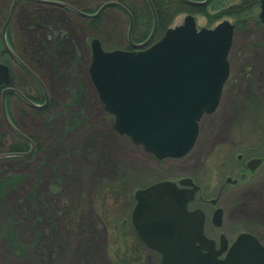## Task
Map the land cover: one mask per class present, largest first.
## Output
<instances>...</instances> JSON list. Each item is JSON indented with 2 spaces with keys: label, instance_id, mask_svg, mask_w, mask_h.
Masks as SVG:
<instances>
[{
  "label": "rangeland",
  "instance_id": "374dc122",
  "mask_svg": "<svg viewBox=\"0 0 264 264\" xmlns=\"http://www.w3.org/2000/svg\"><path fill=\"white\" fill-rule=\"evenodd\" d=\"M2 6L0 17L4 18L7 9ZM22 9L17 14L23 30L36 18L41 23L59 20L58 16L51 21L44 15L43 22L42 17L30 15L29 9L22 13ZM215 9L211 6L207 10L212 13ZM185 14H174L164 26L181 24ZM194 20L197 27H212L219 21L209 24L198 12ZM71 22L81 26L79 41L84 33L88 35L82 20L72 16ZM122 24L124 33L127 24ZM111 33V39L118 42L114 28ZM19 35L32 41L39 51L45 47L43 28L36 36L26 31ZM123 37L118 46L107 43L106 48L124 46ZM241 42L235 34L228 57L232 77L215 110L199 120L194 145L183 157L163 159L155 158L114 130L113 118L103 110L85 70L86 54L73 70L67 62L55 67L51 56L34 53L49 101L43 109L30 111L8 99L10 115L32 138L34 149L22 160L0 158V264H122L125 261L121 258L128 260L130 256L137 260L136 264H159V254L137 246L133 229L132 233L124 228L131 213L126 202L130 201L132 209L136 190L177 178H189L200 188V199L194 201V206L205 213L204 233L208 237L217 241L223 234L231 242L246 232L264 240V200L250 194L238 199L236 185L225 181L227 176L235 177L239 139L249 136L248 131L241 134L236 124L240 105L236 93L245 96L246 89H235L233 81L246 61H254L253 57L234 55ZM253 56L257 58L253 77L262 80L253 91L264 97V54ZM4 60L12 76L20 79V71L6 57ZM29 93L34 97L33 90ZM34 98L40 102L43 99L41 95ZM245 99L241 104L246 105ZM7 131L0 115V153L6 152L11 139L17 140ZM214 208L223 210L218 227L210 221ZM239 209L242 215L237 213ZM6 227L14 230L19 247L16 253L10 251L3 235ZM113 249L118 250V255Z\"/></svg>",
  "mask_w": 264,
  "mask_h": 264
},
{
  "label": "water",
  "instance_id": "95a60500",
  "mask_svg": "<svg viewBox=\"0 0 264 264\" xmlns=\"http://www.w3.org/2000/svg\"><path fill=\"white\" fill-rule=\"evenodd\" d=\"M146 1L153 17L148 37L134 43L128 35L130 44L136 48L131 51H105L99 41L93 39L88 72L103 109L113 116L116 132L157 159L180 158L194 145L200 118L213 112L219 103L229 72L227 54L233 25L222 20L211 28H197L193 16L187 14L181 24L167 28L160 38L145 47L157 25L155 10L150 0ZM181 1L203 6L210 0ZM259 1V18L264 22V0ZM108 5L117 6L129 15L121 4L106 2L92 16H98ZM12 6L3 24L2 42L10 56L28 71L4 36ZM129 18L130 30V15ZM30 74L43 90V104L31 102L9 86L1 92L7 125L29 142L30 149L0 153V158L28 156L34 149L33 142L11 123L4 108V98L9 92L18 94L32 107L47 105L49 99L42 83L32 72ZM8 82L9 69L0 62V86ZM179 183L190 187L179 188L173 181L162 180L134 193L133 229L145 247L159 254L160 264H264V247L250 233H239L229 245L220 234L216 246L215 240L204 233L203 210L187 208L199 187L189 178H181ZM221 215V208L213 211L214 226L221 224Z\"/></svg>",
  "mask_w": 264,
  "mask_h": 264
},
{
  "label": "flooded vegetation",
  "instance_id": "af4514ba",
  "mask_svg": "<svg viewBox=\"0 0 264 264\" xmlns=\"http://www.w3.org/2000/svg\"><path fill=\"white\" fill-rule=\"evenodd\" d=\"M106 2H117L128 11L132 20L130 30L129 15L123 9L117 6H105L98 16H92ZM150 2L155 10V6L152 0H150ZM1 3L4 4V8H6L7 10L4 18L0 17V62L6 65L9 69V66L6 64V62H4V59L6 57L11 62L12 67L20 71V74L22 76L20 79L19 77L12 76V73L9 69V82L8 84L0 86V91L4 86L7 85L11 88L16 89L22 95L30 99H32L33 95L29 93V90L32 91V85H34L36 81L33 79V77L27 74L25 69L15 59L10 56V54L5 49L4 44L2 43L1 32L3 24L8 16L12 4L13 6L9 21L5 27V40L7 41L8 46L12 50L13 54L17 57V59H19L20 62H22L30 70H33L35 65L39 66V64L35 60L34 53L38 54V52H40L44 56H51V63L55 67H60L64 62H67L69 67L73 70L81 65V57L82 55L86 54L85 62L87 65L85 70L88 74V68L91 58L92 39H97L99 41V44L103 48H106L107 43H114V45L118 46L124 35L123 38L125 41V45L115 48L123 50H133L135 48L130 44L128 35L132 42L140 43L147 38L152 28H150L146 37L141 38L142 31L138 29L135 30L133 27L134 18L130 9L148 8L150 11L151 19L153 20L150 6L146 0H1ZM2 4H0L1 9L3 7ZM188 6L204 7L209 15L216 14L215 19H212V21L218 19V22H220L224 19H227L230 24L233 25L231 44L228 50L227 58L230 56L234 43V36L236 34L240 36V40L242 42L239 44V46L236 47V54L234 55L237 57L249 56L253 57L254 59V61H252V59L250 58V61H246L244 65L240 67V73L235 76L233 81L235 89L237 87L238 89H246L245 96L241 95V93H236V98L238 99L237 102L239 101L240 104L238 108L236 124L239 127V131L241 134L248 131L249 136L251 137L248 136L247 138L246 136V140H242V138L239 139V147L235 155V177L231 179V177L227 176L225 178V181L236 185V195L238 199H243L245 196L250 194L254 197V199L264 200V97L253 91V89L259 88L261 85H258L262 82V80H255L253 77V74L256 71L254 67L255 62H257V58H255L253 55L256 56L259 53L264 54V22H262L259 18L260 1L210 0L204 6ZM211 6H216L215 11L212 13L207 10ZM19 8H23L22 13H25L26 10L29 9L28 13L30 15L34 14L42 17L43 22L46 21L44 18L46 16L44 15H47V17H49L51 21L55 19L56 16H58L59 20L56 23L50 21L41 23L40 21H36L38 19L35 17L36 20L34 19L33 22H28V26H26V28L23 30L19 27L20 24L18 23L19 15L17 14V10ZM79 12H83L87 15H82ZM186 14H191L193 18L195 16L194 12ZM72 16H74V18L82 20V28L88 34L86 35L84 33L80 41L78 40V38L80 32L82 33L81 26L78 23L73 24L71 22ZM204 16L205 18H207L206 15ZM97 20H100L101 22L100 27L97 24ZM212 21H208V23L210 24ZM122 23L127 24V28L124 33ZM69 25H71L72 27H69ZM98 27L101 28V31L104 33L105 38L101 37V33L99 32ZM39 28H43L44 30L43 43L45 44V47L43 46L42 50L40 51L38 48L34 47L32 41L24 39L23 36L20 37L19 35V33H21L22 31H26L27 33L32 34V36H36ZM111 28H114L116 30V36L119 40L118 42H115L111 39ZM158 37H156L155 29L150 43ZM111 49L108 48L107 50ZM228 67L229 73L223 85L220 99L222 98V93L225 85L227 84V81L232 77L230 76L231 67L229 59ZM32 72L37 71L33 70ZM40 79L44 82L41 77ZM243 98H246V105H243L245 103L241 104ZM10 99H12L15 103H21L22 105L25 104L21 97L16 93H10ZM27 110L32 111L29 108H27ZM11 119L14 121L13 117ZM19 130L21 131L20 128ZM13 136L18 139L19 142H25L27 144V148H29V142L16 134H13ZM28 137L31 139V141H33L30 136ZM178 180L179 178L172 181H174L180 188H189V186L180 185ZM196 199H200L198 192L195 193L194 199L188 203V209L191 210L197 207L194 206V201ZM209 202L211 205H215L211 201ZM237 213L242 215V210L239 209ZM256 236L260 239L261 242L264 241L262 237L260 238L258 235ZM217 242L218 240L216 241V246L218 245ZM230 243L231 242H228V245Z\"/></svg>",
  "mask_w": 264,
  "mask_h": 264
},
{
  "label": "trees",
  "instance_id": "16d2710c",
  "mask_svg": "<svg viewBox=\"0 0 264 264\" xmlns=\"http://www.w3.org/2000/svg\"><path fill=\"white\" fill-rule=\"evenodd\" d=\"M154 6H155V10L157 13V17H158V24H157V31H156V36H160L163 31L166 29V27L164 26L165 24H167V21L169 20L170 17H172L174 14L176 13H182V12H186V13H192V12H198L201 14H204L207 16L209 21H212V19H215L216 14H212L209 15L206 11V9L204 7H191L188 6L186 4H184L181 0H152ZM134 18V28L135 30H141V34L142 37L144 38L147 36L150 28H151V24H152V19H151V15H150V11L148 8L145 9H141V8H134V9H130ZM100 20H97V24L100 27ZM98 27V28H99ZM159 31V32H158ZM161 31V32H160ZM99 32L101 33V37H104V33L101 31V28H99ZM34 91L37 93V89L34 88ZM37 96V95H36ZM38 111V110H36ZM25 147L27 148V144L25 142H19V140L17 139L16 142H12L6 149V151H24L26 150ZM14 160H22V157H11ZM15 181V180H14ZM2 188V187H0ZM4 188V186H3ZM127 207L129 208V213L131 212V206H130V201L126 202ZM124 225V223H123ZM124 228L126 230H130L132 231V226L130 221L126 222V225L124 226ZM133 233V231H132ZM4 237L5 239L8 241V246L10 248V251L12 253H16L17 249L19 248L16 245V241H15V237H13V235H15L13 228L11 227H6L4 228ZM134 238L136 239V245L143 247V245L141 244V242L137 239L136 235L133 233ZM115 247V246H114ZM144 248V247H143ZM136 250H138V248H135ZM141 250V249H140ZM139 251V250H138ZM137 251V252H138ZM113 252L115 254L118 255V250L115 251V249H113ZM122 260H124L125 262H123L122 264H134L133 261L135 260V264H136V259H133L132 256H130L128 258V260L121 258ZM132 261V262H129ZM117 264H119L117 262Z\"/></svg>",
  "mask_w": 264,
  "mask_h": 264
},
{
  "label": "bare ground",
  "instance_id": "6f19581e",
  "mask_svg": "<svg viewBox=\"0 0 264 264\" xmlns=\"http://www.w3.org/2000/svg\"><path fill=\"white\" fill-rule=\"evenodd\" d=\"M183 2V1H182ZM184 3V2H183ZM184 4H186V3H184ZM186 5H188V4H186ZM204 6V5H203ZM185 13V12H184ZM156 18H157V13H156ZM224 20H227V19H224ZM228 21V20H227ZM229 22V21H228ZM230 23V22H229ZM4 36H6V34L4 33ZM7 42V41H6ZM3 43V42H2ZM134 50V49H133ZM131 51V50H130ZM39 67H40V65H39ZM38 65L36 66H34V71H37L38 69ZM27 69H28V71H26L27 72V74L29 75V76H31V77H33L30 73L33 71V70H30L28 67H27ZM42 72H43V70H41ZM39 80H40V82L42 83V85H43V88L45 89V91H46V88H45V85H44V82L40 79V77H41V75L38 73V72H32ZM89 78V77H88ZM33 79L35 80V78L33 77ZM90 79V78H89ZM36 81V80H35ZM5 85V84H4ZM3 86V85H2ZM6 86H4L3 88H5ZM2 88V89H3ZM34 88H36L37 89V93L34 91ZM2 89H1V91H0V115H1V117H2V125L8 130L7 132L9 133V135H10V137H13V134H16V133H14L10 128H9V126L7 125V123H6V121H5V118H4V116H3V112H2V106H1V92H2ZM14 89V88H13ZM16 90V89H15ZM32 90L34 91V97L37 95V96H42L43 97V99H42V101L40 102V101H37L38 99H36V98H34V97H32V99H30V98H27V97H25L24 95H22L20 92V94L22 95V96H24L26 99H28V100H30L31 102H33V103H36V104H43V102H44V95H43V90H42V88H41V86H40V84L36 81L35 83H34V85H32ZM17 91V90H16ZM18 92V91H17ZM46 93H47V91H46ZM11 94H13V93H11ZM47 95H48V93H47ZM10 98V92L9 93H7L6 95H5V98H4V108H5V112H6V114H7V116H8V118H9V120L11 121V123L17 128V130L21 133V134H23V135H25L26 137H28L26 134H24L23 132H21L20 130H19V127H18V125L16 124V122L15 121H13L11 118L13 117L12 115H10V113H9V111H8V99ZM49 98V97H48ZM22 99V98H21ZM36 99V100H35ZM23 100V99H22ZM24 101V100H23ZM24 106L25 107H28L29 109H31V110H40V109H43V108H35V107H32V106H30L29 104H27L25 101H24ZM12 116V117H11ZM13 133V134H12ZM17 135V134H16ZM14 143V142H16V141H13V139H11V141H10V144L11 143ZM9 152H15V151H9ZM159 264H160V262H159Z\"/></svg>",
  "mask_w": 264,
  "mask_h": 264
}]
</instances>
